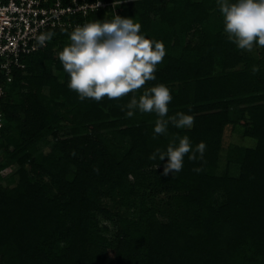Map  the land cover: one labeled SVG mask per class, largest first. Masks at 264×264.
Wrapping results in <instances>:
<instances>
[{
  "label": "trees",
  "instance_id": "obj_1",
  "mask_svg": "<svg viewBox=\"0 0 264 264\" xmlns=\"http://www.w3.org/2000/svg\"><path fill=\"white\" fill-rule=\"evenodd\" d=\"M102 1L118 3L115 13L80 22L129 16L162 41L166 56L140 92L167 85L168 115L192 114L193 127L170 124L153 138L155 114L126 115L131 93L78 99L58 58L73 29L53 31L0 102V170L14 167L0 176V264H264V47L252 56L230 42L217 0ZM190 33L197 43L180 38ZM236 126L254 146L237 151L232 177L217 169ZM184 135L206 144L203 159L186 154L181 171L165 174L167 158L156 167L149 157ZM146 182L149 194H168L166 209L147 202ZM104 200L134 215L111 213Z\"/></svg>",
  "mask_w": 264,
  "mask_h": 264
},
{
  "label": "clouds",
  "instance_id": "obj_2",
  "mask_svg": "<svg viewBox=\"0 0 264 264\" xmlns=\"http://www.w3.org/2000/svg\"><path fill=\"white\" fill-rule=\"evenodd\" d=\"M217 5L223 31L230 42L240 50L264 47V0H217ZM141 27L134 19L117 14L111 19L77 25L69 33L70 43L58 53L63 70L68 74L67 87L76 92L81 101L100 102L104 97L113 100L131 93L125 106L126 115L155 114L153 138L166 135L170 124L177 129H190L194 115L183 111L168 115L173 96L167 85L155 84L140 92L147 81L156 79L157 66L166 56L164 43L147 38ZM54 35L51 31L39 34L37 45L44 46ZM252 70L258 71V66H253ZM205 148L204 142L193 146L187 135L177 136L166 150L157 149L149 158L159 161L156 167L167 158L164 173L174 175L182 170L186 154L190 160H202Z\"/></svg>",
  "mask_w": 264,
  "mask_h": 264
},
{
  "label": "built area",
  "instance_id": "obj_3",
  "mask_svg": "<svg viewBox=\"0 0 264 264\" xmlns=\"http://www.w3.org/2000/svg\"><path fill=\"white\" fill-rule=\"evenodd\" d=\"M0 0V102L14 81V73L25 68L26 58L44 46L36 37L44 32L83 25L91 14L118 3L102 0ZM0 111V134L3 127Z\"/></svg>",
  "mask_w": 264,
  "mask_h": 264
},
{
  "label": "rangeland",
  "instance_id": "obj_4",
  "mask_svg": "<svg viewBox=\"0 0 264 264\" xmlns=\"http://www.w3.org/2000/svg\"><path fill=\"white\" fill-rule=\"evenodd\" d=\"M132 18V17H127ZM133 19V18H132ZM179 37V34H178ZM180 38L184 43H197L199 40V37L194 34H186V35H180ZM70 43V42H68ZM66 43L65 46L68 44ZM64 46V47H65ZM260 47L254 46L251 51L245 50V53L250 54L252 56H257L259 53ZM243 129L241 126H236L232 128H227L224 139H223V149L220 154V161L219 166L217 169V173L221 174L224 173L227 169L228 173L232 177L238 176V165L234 162L237 157V151L243 150L245 148H251L254 146V141L252 139L246 138L242 134ZM44 152H46L49 149V146H44ZM229 162V163H228ZM228 163V164H227ZM14 170V167H9L4 170H0V176L1 177H8L10 173H12ZM150 183L145 184V187L142 188L141 192H145L147 195L145 199L147 202H153L155 205L160 207L161 209H166V200L168 197V194L165 192H157L159 194L151 195L149 194V187ZM117 200H104V204L107 206V209L111 213L118 214L120 217H124L125 219H130L134 215V206H120ZM102 225H106L109 229L108 235H111L114 231L112 222L103 221L101 220Z\"/></svg>",
  "mask_w": 264,
  "mask_h": 264
}]
</instances>
